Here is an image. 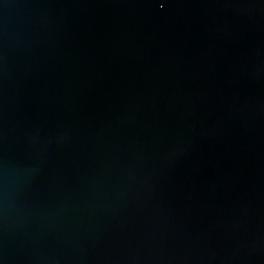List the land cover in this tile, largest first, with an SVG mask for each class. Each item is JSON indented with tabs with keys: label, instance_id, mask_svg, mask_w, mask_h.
<instances>
[{
	"label": "water",
	"instance_id": "water-1",
	"mask_svg": "<svg viewBox=\"0 0 264 264\" xmlns=\"http://www.w3.org/2000/svg\"><path fill=\"white\" fill-rule=\"evenodd\" d=\"M0 264H264V0H0Z\"/></svg>",
	"mask_w": 264,
	"mask_h": 264
}]
</instances>
